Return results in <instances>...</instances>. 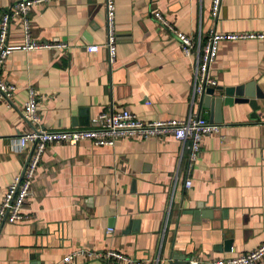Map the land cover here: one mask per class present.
I'll return each mask as SVG.
<instances>
[{
	"label": "crops",
	"instance_id": "obj_1",
	"mask_svg": "<svg viewBox=\"0 0 264 264\" xmlns=\"http://www.w3.org/2000/svg\"><path fill=\"white\" fill-rule=\"evenodd\" d=\"M14 1L0 0V10ZM114 1L112 63L105 48L86 50L104 43V0L30 8L31 37L67 46L14 50L4 62L1 75L15 90L9 105L0 99V203L30 152L12 149L13 139L32 127L22 110L29 88L38 100L34 127H91L101 112L122 108L143 121L197 114L215 122L200 96H192L195 57L182 53L154 12L202 40L211 30L264 33V0H222L216 19L211 0ZM23 40L13 19L8 41ZM210 73L218 87L253 81L262 95L222 104L220 131L202 138L189 187L186 151L171 135L119 138L113 146L50 143L22 208L26 219L0 221V264H123L103 257L108 250L158 264L175 253L188 264L231 258L263 242L264 39L221 41ZM215 94L224 97L223 90ZM80 248L92 254L62 261Z\"/></svg>",
	"mask_w": 264,
	"mask_h": 264
},
{
	"label": "built area",
	"instance_id": "obj_2",
	"mask_svg": "<svg viewBox=\"0 0 264 264\" xmlns=\"http://www.w3.org/2000/svg\"><path fill=\"white\" fill-rule=\"evenodd\" d=\"M54 0H16L6 8L0 10V99L6 100L9 105V96L15 90V86L6 82L1 71L7 56L14 50H33L42 47L65 48V42L40 43L31 37L29 30L28 13L32 6L40 4L47 5ZM222 0H211L210 15L218 17ZM104 27L105 40L102 45L89 44L86 46L88 52H97L100 47L105 48L107 60L112 63L116 56L117 41L115 27V1L104 0ZM154 17L163 24L168 31L176 36L180 49L185 56L195 57L193 68L192 96L202 97L208 88L217 85L215 78L211 76L210 68L215 61L219 44L221 41H232L241 39H264L261 32H227L218 33L213 30L201 39L194 38L186 33L178 31L173 24L167 21L160 12H154ZM13 19L20 22L24 40L21 44H11L8 41L10 23ZM38 100L32 88L28 90V100L23 105V116L32 126L28 131L21 133L12 141L14 152H24L30 149L24 167L18 173L5 190L0 203V221L14 223L26 219L22 208L25 200L31 192V186L38 168L41 156L50 143H67L75 145L82 140L91 141L97 146H113L119 138H141L173 136L181 144V153L186 151L187 173L185 187L191 185L190 171L196 162L200 150L202 138L206 135L218 133L219 124L211 122L197 114H191L188 118L168 120H140L136 114L122 108L118 110L101 112L92 120L91 127L45 129L33 124L40 122L37 113ZM264 126V116L261 120ZM111 228L107 229V232ZM92 253L84 248L76 249L66 255L62 261L69 262L73 257ZM106 259H112L123 264H158V260H141L132 258L114 250H108L103 254ZM264 259V241L256 248L231 258H219L207 261L196 259L189 260L188 264H260Z\"/></svg>",
	"mask_w": 264,
	"mask_h": 264
},
{
	"label": "water",
	"instance_id": "obj_3",
	"mask_svg": "<svg viewBox=\"0 0 264 264\" xmlns=\"http://www.w3.org/2000/svg\"><path fill=\"white\" fill-rule=\"evenodd\" d=\"M216 90H223V96H219L215 94ZM262 94L258 89L255 88L254 82H248L243 85H239L236 87H227L222 88L215 86L213 88H208L205 91V94L200 97L201 105L204 108H209L212 115L213 120L215 122H220V112L222 104H231L232 101H235L233 98L236 96V101L246 102L249 97H260ZM251 103V100H249ZM167 264H186L183 257L176 256L175 253H172L170 259L168 260Z\"/></svg>",
	"mask_w": 264,
	"mask_h": 264
}]
</instances>
